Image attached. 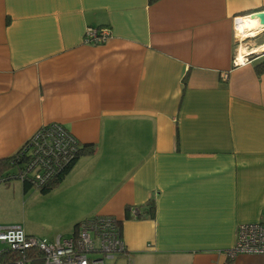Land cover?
Returning a JSON list of instances; mask_svg holds the SVG:
<instances>
[{
	"label": "crops",
	"instance_id": "1",
	"mask_svg": "<svg viewBox=\"0 0 264 264\" xmlns=\"http://www.w3.org/2000/svg\"><path fill=\"white\" fill-rule=\"evenodd\" d=\"M261 12L264 0H0V158L51 122L94 147L46 192L0 182V227L52 241L113 215L127 252L108 264H264L224 253L239 224L264 221V31L248 22ZM88 26L110 35L86 43ZM237 51L248 61L234 65ZM31 195H58L55 230L29 226Z\"/></svg>",
	"mask_w": 264,
	"mask_h": 264
},
{
	"label": "built area",
	"instance_id": "2",
	"mask_svg": "<svg viewBox=\"0 0 264 264\" xmlns=\"http://www.w3.org/2000/svg\"><path fill=\"white\" fill-rule=\"evenodd\" d=\"M109 35L108 27L88 26L84 42L104 43ZM238 41L239 49L244 39ZM238 54L237 51L234 65L248 61V52L242 53L241 59ZM80 144L61 123L41 125L21 146L20 154L25 160L12 173L2 176L0 182L12 179L27 180L34 185L45 182L76 154ZM131 211L134 215L138 213L135 208ZM0 244V264H108L116 255L127 252L118 219L104 214L81 220L71 235H58L52 241L28 235L20 225L1 226ZM224 253L228 257L264 254V221L239 224L235 243Z\"/></svg>",
	"mask_w": 264,
	"mask_h": 264
},
{
	"label": "trees",
	"instance_id": "3",
	"mask_svg": "<svg viewBox=\"0 0 264 264\" xmlns=\"http://www.w3.org/2000/svg\"><path fill=\"white\" fill-rule=\"evenodd\" d=\"M149 2L155 1V0H148ZM260 70H264V62L261 63ZM20 149L21 147L13 154L0 158V178L6 174L12 173L14 171V168L18 165H20L24 160L25 157L23 154H20ZM94 150V147L92 145H83L82 143L80 144L78 151L76 154L53 176L50 177L49 180L42 182V183H31L30 181H22V190L24 193H28L31 190H36L39 192H46L50 190L55 184H57L63 176L70 170V168L73 166L79 155L81 154H90ZM8 183V182H4ZM148 207L145 213H147L150 217L154 215V204L153 201L150 200L147 203ZM135 208V207H134ZM137 209V208H135ZM131 210V208L129 209ZM138 213L135 214V216H140V212L137 209ZM94 216V215H93ZM89 218V217H88ZM86 219V218H85ZM84 220V219H82ZM81 221V220H80ZM79 221V222H80ZM78 222L75 224L74 229ZM118 224L120 225V222L118 221Z\"/></svg>",
	"mask_w": 264,
	"mask_h": 264
},
{
	"label": "rangeland",
	"instance_id": "4",
	"mask_svg": "<svg viewBox=\"0 0 264 264\" xmlns=\"http://www.w3.org/2000/svg\"><path fill=\"white\" fill-rule=\"evenodd\" d=\"M31 196L32 198L30 199L27 205V209L29 212V217L27 219V222L29 223V226L37 230H40L42 234L55 230L58 227L57 226L58 222L56 220L58 215L55 212H51V209H49V204L51 203L57 204L58 195H31ZM63 204L62 202H60V206L58 208L63 207ZM19 225L21 227L23 226L22 223Z\"/></svg>",
	"mask_w": 264,
	"mask_h": 264
},
{
	"label": "bare ground",
	"instance_id": "5",
	"mask_svg": "<svg viewBox=\"0 0 264 264\" xmlns=\"http://www.w3.org/2000/svg\"><path fill=\"white\" fill-rule=\"evenodd\" d=\"M248 22H249V25L252 27L264 26V13H262V12L261 13H254L250 17V20Z\"/></svg>",
	"mask_w": 264,
	"mask_h": 264
},
{
	"label": "water",
	"instance_id": "6",
	"mask_svg": "<svg viewBox=\"0 0 264 264\" xmlns=\"http://www.w3.org/2000/svg\"><path fill=\"white\" fill-rule=\"evenodd\" d=\"M264 28V26H262ZM260 51H264V46L261 47Z\"/></svg>",
	"mask_w": 264,
	"mask_h": 264
}]
</instances>
